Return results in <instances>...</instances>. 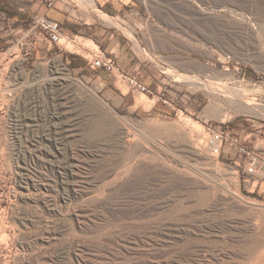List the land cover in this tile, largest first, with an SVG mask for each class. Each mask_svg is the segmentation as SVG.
I'll list each match as a JSON object with an SVG mask.
<instances>
[{
	"label": "rangeland",
	"instance_id": "rangeland-1",
	"mask_svg": "<svg viewBox=\"0 0 264 264\" xmlns=\"http://www.w3.org/2000/svg\"><path fill=\"white\" fill-rule=\"evenodd\" d=\"M132 2L135 72L161 71L165 111L116 73L36 61L34 17L0 0V264H264V174L202 149L206 123L242 141L264 122L246 114L264 110V0ZM165 32L196 76L159 63Z\"/></svg>",
	"mask_w": 264,
	"mask_h": 264
},
{
	"label": "crops",
	"instance_id": "crops-1",
	"mask_svg": "<svg viewBox=\"0 0 264 264\" xmlns=\"http://www.w3.org/2000/svg\"><path fill=\"white\" fill-rule=\"evenodd\" d=\"M132 1L133 0H92L93 7L91 8L85 5H82L83 8H81L80 6L77 7L71 4L64 5L60 2H55L50 8H47V6L42 4V0H18L16 8L18 18L14 20L20 24V27H23L25 19L24 14L32 17L44 16L47 19L59 23L64 34L73 38V43L77 42L75 39H81L86 43H91L97 49L96 51L83 44L79 45L80 51H71L64 45L50 44L39 31L29 32L31 34V39L28 47L30 53L28 54L36 61L60 58L64 62V65L72 72H77L80 75H84L85 72L90 73L93 71L105 73L102 70H94L91 68L92 59L102 54L113 58L122 72L134 75L136 73L135 71H138L139 68L143 69L146 65H144L143 61L138 58L133 50V41L131 38H134V31L132 27H137V25L134 23L136 11ZM98 12L112 19L114 23L111 24L103 20ZM6 20L9 21L10 18ZM160 35L171 41V50H166L163 52L164 55L159 56L162 58L159 63L164 68L175 70L178 73H183L191 77L196 76V67L192 66L190 62L182 64L180 61H177V59L170 58L172 49L173 51L177 49L172 35L166 32ZM135 43L136 48L141 50L140 44L136 41ZM77 44L78 43H76V45ZM147 49L149 50L148 47ZM153 52L156 53L154 50ZM152 70L155 73L152 78L146 77L145 75L140 76L139 73L136 74L139 75V80L144 85L148 87L152 86L155 89L154 99H152L155 103L149 110L158 109L160 111H165L167 109V102L161 99L163 95H160V91L163 90L171 94H173V92L168 91L165 82L158 78L161 71L157 69L155 65H152ZM174 75L177 74H173V76ZM177 78L180 79L181 77L177 76ZM117 80L114 81V84H116ZM119 95L122 99L125 97V94L121 92ZM135 107L137 108L136 105ZM257 109L259 111L258 113L254 114L252 112H247L246 114L254 115L255 118L264 121V110L262 108ZM229 132L234 134L233 131ZM250 136H253V141H248V144L251 143L253 145L250 148L256 150L255 152L262 163L261 169L256 171L255 174H264V122H261L256 132L246 134L242 141L245 142Z\"/></svg>",
	"mask_w": 264,
	"mask_h": 264
},
{
	"label": "built area",
	"instance_id": "built-area-1",
	"mask_svg": "<svg viewBox=\"0 0 264 264\" xmlns=\"http://www.w3.org/2000/svg\"><path fill=\"white\" fill-rule=\"evenodd\" d=\"M51 3L47 4V8ZM33 28L38 30L52 45H63L73 43V38L65 35L60 24L47 19L44 16H35L32 20ZM63 43V44H62ZM91 68L102 70L106 73L117 74V79L125 84L133 92L149 97L153 96L151 89L144 85L136 75L122 72L113 58L99 54L92 59ZM205 138L203 140V151L213 158L227 154L228 151L235 153L242 159L243 168L247 174H255L262 167L261 160L254 149L246 146L235 134L213 124H205Z\"/></svg>",
	"mask_w": 264,
	"mask_h": 264
},
{
	"label": "bare ground",
	"instance_id": "bare-ground-1",
	"mask_svg": "<svg viewBox=\"0 0 264 264\" xmlns=\"http://www.w3.org/2000/svg\"><path fill=\"white\" fill-rule=\"evenodd\" d=\"M86 2L87 3H89V5L91 6V7H93V2H92V0H86ZM226 94H227V92H226ZM230 94V93H229ZM231 95L233 96V97H235V95L233 94V93H231ZM229 98H231V97H229ZM136 106L138 107V106H143L145 109L146 108H149L148 107V104H143L142 102H138L137 104H136ZM158 126V125H157ZM156 130H160V127H158V129L156 128Z\"/></svg>",
	"mask_w": 264,
	"mask_h": 264
}]
</instances>
